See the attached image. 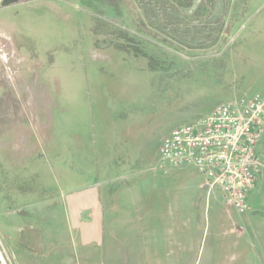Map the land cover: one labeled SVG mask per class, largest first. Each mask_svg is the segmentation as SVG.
Instances as JSON below:
<instances>
[{
  "label": "rangeland",
  "instance_id": "1",
  "mask_svg": "<svg viewBox=\"0 0 264 264\" xmlns=\"http://www.w3.org/2000/svg\"><path fill=\"white\" fill-rule=\"evenodd\" d=\"M190 2L183 9L174 0L0 4V121L40 123L52 135L31 144L35 156L13 174L0 134V201L67 200L59 203L67 212L97 192L110 194L105 203L115 214L123 204L129 211L138 201L179 195V171L159 163L162 139L221 103L264 94V0ZM197 234L189 233L193 244ZM254 241V260L264 264L263 241ZM128 251L112 262L154 264ZM168 258L197 264L201 254Z\"/></svg>",
  "mask_w": 264,
  "mask_h": 264
},
{
  "label": "crops",
  "instance_id": "2",
  "mask_svg": "<svg viewBox=\"0 0 264 264\" xmlns=\"http://www.w3.org/2000/svg\"><path fill=\"white\" fill-rule=\"evenodd\" d=\"M260 41V46H264L263 36ZM259 62L264 63V56ZM244 95L264 98L258 91ZM44 130L42 124L27 120L0 121V134H7L14 158L10 164L13 174L20 173L27 160L35 156L31 144L41 142L43 137L49 142L47 137L52 135L47 130L45 135ZM255 152L262 171L246 197L249 210L243 216L225 204L218 188L207 195L204 178L193 168H169L166 170H178L183 178L179 195L169 193L168 198H160L162 204L157 198L138 201L129 211L123 204L115 214L105 203L110 194L101 197L97 192L74 201L70 205L72 210L67 212L59 210V203L66 204L67 200L41 199L23 205L0 201V210L6 206L0 216L5 255L11 264H115L113 255L127 248L129 254L151 256L149 261L154 264H170L169 256L190 252L201 254L197 264H257L252 254L256 251L254 240L260 246L264 244V199L257 197L264 190V136ZM192 191L195 200L188 198L187 193ZM140 205L147 207L142 213L138 211ZM194 231L198 232L195 244L189 235ZM136 247L141 250H135Z\"/></svg>",
  "mask_w": 264,
  "mask_h": 264
},
{
  "label": "built area",
  "instance_id": "3",
  "mask_svg": "<svg viewBox=\"0 0 264 264\" xmlns=\"http://www.w3.org/2000/svg\"><path fill=\"white\" fill-rule=\"evenodd\" d=\"M263 136L264 98L235 99L162 139L159 163L164 169L193 168L204 178L207 195L218 188L225 204L243 215L249 210L246 197L261 175L255 149ZM0 264H11L1 237Z\"/></svg>",
  "mask_w": 264,
  "mask_h": 264
},
{
  "label": "trees",
  "instance_id": "4",
  "mask_svg": "<svg viewBox=\"0 0 264 264\" xmlns=\"http://www.w3.org/2000/svg\"><path fill=\"white\" fill-rule=\"evenodd\" d=\"M191 0H174L175 7H179L181 9L189 6Z\"/></svg>",
  "mask_w": 264,
  "mask_h": 264
},
{
  "label": "water",
  "instance_id": "5",
  "mask_svg": "<svg viewBox=\"0 0 264 264\" xmlns=\"http://www.w3.org/2000/svg\"><path fill=\"white\" fill-rule=\"evenodd\" d=\"M15 0H2L1 1V5L2 6H7V5H10L11 3H13Z\"/></svg>",
  "mask_w": 264,
  "mask_h": 264
},
{
  "label": "flooded vegetation",
  "instance_id": "6",
  "mask_svg": "<svg viewBox=\"0 0 264 264\" xmlns=\"http://www.w3.org/2000/svg\"><path fill=\"white\" fill-rule=\"evenodd\" d=\"M2 1V0H1ZM1 1H0V3H1Z\"/></svg>",
  "mask_w": 264,
  "mask_h": 264
}]
</instances>
